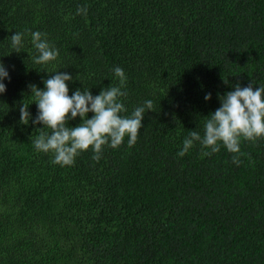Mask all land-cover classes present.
I'll return each mask as SVG.
<instances>
[{
    "label": "trees",
    "instance_id": "1",
    "mask_svg": "<svg viewBox=\"0 0 264 264\" xmlns=\"http://www.w3.org/2000/svg\"><path fill=\"white\" fill-rule=\"evenodd\" d=\"M35 31L55 61L33 62ZM0 63V264H264V138L242 140L238 166L222 144L177 155L189 131L204 135L218 96L264 86V0H0ZM114 67L124 115L153 101L137 142L53 164L32 144L43 126L20 122L28 85L62 71L70 96H95L119 84Z\"/></svg>",
    "mask_w": 264,
    "mask_h": 264
},
{
    "label": "clouds",
    "instance_id": "2",
    "mask_svg": "<svg viewBox=\"0 0 264 264\" xmlns=\"http://www.w3.org/2000/svg\"><path fill=\"white\" fill-rule=\"evenodd\" d=\"M77 15H87V8L78 7ZM30 36L37 53L33 57L35 64L46 65L57 59L59 50L48 41L45 33L35 31ZM23 38L24 33L21 32H15L9 38L11 47L17 53H20ZM113 72L119 78V84L102 88L95 96L88 89H77L70 96L68 82L73 77L62 71L43 80V89L34 84L28 85L29 97L34 99L30 105L37 106V114L33 118L28 110L30 105L23 100L19 106L20 122L26 125L31 120L34 125L43 126L36 129L38 134L32 138V144L38 152H51L53 164L71 166L77 156L88 150L93 152L92 159L98 162L105 146L116 149L125 137L129 148L137 142L145 111L153 109V101L146 100L142 106H136L130 115H124L127 108L121 98L127 95L123 90L127 77L120 67H114ZM6 79L10 80L9 72L0 63V94L6 92ZM204 99L210 101L211 93L206 94ZM218 99L220 107L204 117V135L189 131L177 155L183 157L198 142L202 150L210 149L203 151L204 155L210 156L219 152L222 144L234 154L232 162L238 166L242 140L255 142L264 138V86L254 89L253 84L247 87L237 84L234 90L218 96ZM89 113L93 114L91 118H88ZM77 117L81 123L75 127L68 126L69 121Z\"/></svg>",
    "mask_w": 264,
    "mask_h": 264
}]
</instances>
